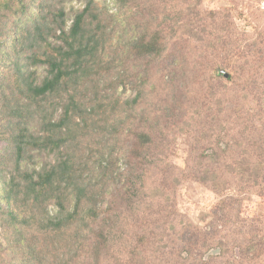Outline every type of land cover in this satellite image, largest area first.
<instances>
[{
  "label": "rangeland",
  "instance_id": "1",
  "mask_svg": "<svg viewBox=\"0 0 264 264\" xmlns=\"http://www.w3.org/2000/svg\"><path fill=\"white\" fill-rule=\"evenodd\" d=\"M94 2L100 25L94 20L88 29L100 36L95 67L103 75L67 79V91L43 102L27 97L26 85L48 75V65L32 63L29 52L44 58L65 46L63 33L85 5V0H32L21 18L6 21L11 34L0 50V100L3 91L12 107L14 101H31V109L37 103L50 106L58 121L64 100L82 109L100 98L88 116L90 128L76 127L82 175L91 183L105 182L104 196L112 188L135 192L129 207L116 206V223L127 237L142 236L151 246L155 254H148L146 264H174L181 239L193 233L206 244L198 250L200 264H264V0ZM39 14L45 26L35 42L40 31L36 35L26 26ZM155 35L160 54H140L136 43ZM13 36H24L20 45ZM11 117L10 110H0L2 125ZM27 126L30 132L39 128L34 122ZM139 133L149 135L148 147L140 145ZM0 153L7 158L0 157L5 207L2 195L15 164ZM102 153L113 154L110 163L101 161L109 167L106 174L113 171L107 180L99 178ZM53 159L44 150L29 149L18 167L35 174ZM205 172L220 184L200 182L197 177ZM46 209L49 216L58 210L53 202ZM4 238L0 231V264H20L3 246ZM31 241L49 242L41 236ZM45 254L52 257L47 264H61L53 251Z\"/></svg>",
  "mask_w": 264,
  "mask_h": 264
},
{
  "label": "trees",
  "instance_id": "2",
  "mask_svg": "<svg viewBox=\"0 0 264 264\" xmlns=\"http://www.w3.org/2000/svg\"><path fill=\"white\" fill-rule=\"evenodd\" d=\"M31 1H0V50L8 42H5L6 33L8 36L11 34V28H6L7 18H21V13L26 11ZM94 8V0H85L83 9L73 18L69 32L63 33L66 37L65 46H58L54 53L45 54L44 58H39L32 51L29 52L32 63L42 62L48 65V75L44 80L38 84L26 85V94L30 100L43 102L49 96L54 94L58 96L62 91H67V79L76 81L89 76L94 79L96 77L93 74H97V77L103 75L95 67L97 59L95 53L98 47L102 46L100 36L96 29H88L92 21L97 20ZM56 14L61 21L62 11L58 10ZM40 17V14L34 16L26 26L27 31L31 27L30 30H35L36 35L40 31L34 38L35 42L42 38L43 26H45V22H41ZM96 25H100L98 20ZM8 36L6 38L9 40ZM20 37L23 39L24 36ZM20 37L13 36V42L20 45L22 41ZM157 39L155 35L147 41L137 42L139 53L160 54L162 46H158ZM21 71L19 69V73L23 74ZM1 94L0 110H10L12 117L8 119L7 125L0 123V151L8 153L15 165L2 195L5 207L0 205V231L6 241L3 246L10 247L16 258L15 262L47 264L46 261L52 257L47 259L45 252L51 250L57 257L54 258L59 259L61 264H102L103 261H105L103 264H106V260H110L112 264H146L148 254L151 256L152 253L155 254L151 246L142 236L136 239L127 237L116 223L119 219L116 206L122 203L124 207H129L137 196L135 192L112 188V193L104 196L105 182L101 185V180L96 178L91 183L90 179H84L82 175L76 127L90 128L88 116L94 114L100 98H94L96 99L94 106L89 108L84 106L82 109L75 101L64 100L59 104L62 106L61 117L58 121H53V113L49 111L50 106H46L48 112L38 103L36 108L31 109V101L23 104L14 101L12 107L9 104V96L3 91ZM11 97L16 95L11 92ZM56 104L51 107L52 110L56 109L58 106ZM14 116L17 120H14ZM75 118H80V122H75ZM31 122L39 126L36 132H30L27 126ZM110 125L114 127V124ZM139 137L140 145L148 147L149 135L139 133ZM29 149L44 150L54 159L39 171L33 172L35 174L21 172L18 164ZM112 155V153L107 156L103 153L100 155L98 164L101 177L99 178L104 177L107 180L112 176L113 171L106 174L105 169L109 167L101 164V161L107 162L108 156ZM0 157L7 159L1 153ZM214 176L213 173L205 172L197 178L200 182L211 181L217 186L220 183L213 182ZM52 202L56 204L58 210L55 215L49 216L46 208ZM8 229L9 236L6 233ZM122 234L123 237L118 236ZM35 236L47 238L49 242L45 245L32 243L31 239L36 240ZM185 236L186 234L181 239L184 243L183 247L173 257L174 264H200L202 254L198 250H204L206 244L204 241L199 244L197 234ZM119 238L124 239L125 242L118 244ZM1 247L0 242V250Z\"/></svg>",
  "mask_w": 264,
  "mask_h": 264
},
{
  "label": "water",
  "instance_id": "3",
  "mask_svg": "<svg viewBox=\"0 0 264 264\" xmlns=\"http://www.w3.org/2000/svg\"><path fill=\"white\" fill-rule=\"evenodd\" d=\"M224 74V76H226V74L225 73H223Z\"/></svg>",
  "mask_w": 264,
  "mask_h": 264
}]
</instances>
